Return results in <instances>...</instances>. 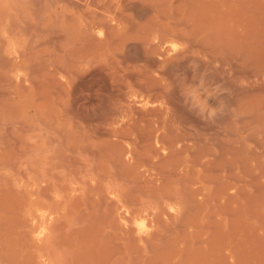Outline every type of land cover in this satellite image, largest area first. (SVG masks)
I'll return each mask as SVG.
<instances>
[{
	"label": "bare ground",
	"instance_id": "bare-ground-1",
	"mask_svg": "<svg viewBox=\"0 0 264 264\" xmlns=\"http://www.w3.org/2000/svg\"><path fill=\"white\" fill-rule=\"evenodd\" d=\"M172 1H177L179 6L178 1L185 0H168V7ZM185 3L187 9L181 13V18H177V15H180V10H176L178 6H173L174 8L171 6L172 12L164 10L165 19L170 21L155 25L150 33H148L150 30L147 33L145 31L144 44L157 50L154 41L160 34L162 37L156 44H163L164 47L173 44L174 39L186 40V44L192 41L193 44L190 45L196 48V52L204 54L203 56L210 62L221 61L222 63L218 65L222 66L225 63L233 67L234 64L230 62L238 60V57L232 56L228 51L231 48L235 51V44L250 43L252 14L255 9L253 0H187ZM31 4L35 5L34 12L39 19L42 9L38 7L39 5L36 6L38 3L33 0H0V96L5 99L6 105L0 106V264H254L253 261L256 259L254 252H257V256L264 255V222L257 223L254 220L248 209L247 196L250 195L242 193L241 187L239 192L236 187L235 183L240 181L239 173H244L243 169L234 173L231 167L234 163L226 164L228 167L224 163L219 166L217 164L218 161L224 160V156L234 153L233 147L228 144L222 150L216 146L204 149L199 154L193 152L188 155L186 151L194 148L197 139L189 140L188 133L185 135L175 132L183 121L178 124L175 122L177 118L171 117L170 109L175 111L172 107L176 106H173V102L168 104L173 101L170 92L168 96L166 95L170 101L167 99L164 107L154 106L149 109L152 101L148 100L149 105L145 102L148 105L147 110L141 108L142 102L134 98L139 93H134L133 98L124 95L126 98H122L123 103L119 101L120 104L114 112L110 108L111 112L108 110L110 114H106L105 109L103 114H106V117L111 116L107 118V125L111 128L107 126L109 129H105V132L100 130L102 127L100 123L106 119L105 115H99L100 117H97L99 120L92 115L94 118L91 119L92 116H85L84 109L79 112L82 109V106H79L77 115L83 112L82 115L76 116L75 112L70 116L72 114V109L68 107L70 84L78 77L79 72L65 70L63 67L62 76L60 66L54 64L53 58L46 57L44 46L51 38L45 37L41 25L29 21ZM95 21L78 26L75 45L86 48L107 44L101 42V39H96L101 29L94 26ZM109 28L112 29L109 26L106 29ZM67 30L69 31L68 28ZM109 35L108 33L106 36L109 38ZM141 36L139 38L142 40ZM218 36L226 38L224 47L228 49L231 46L225 56L222 55L223 50L221 52L216 48ZM220 42L223 46V41ZM58 43L54 42L57 45ZM54 44L52 43L53 47ZM148 45L147 49H150ZM186 47L189 48L188 45ZM58 48L60 47H56L60 51ZM179 52L181 54V51ZM187 54V50L181 54L182 59L173 55L176 59L183 60V55L186 58ZM160 55L169 57V53L163 50ZM189 56L190 54L188 58L194 59V56ZM196 58L195 61L202 60L200 57ZM184 61L187 60L180 63L183 65ZM49 68H53L52 71H49ZM76 68L75 66L73 69L78 70ZM165 70L161 73H165ZM169 73H165V76L170 75ZM94 75L93 77H96ZM66 76L67 80L62 81L63 85L65 84L63 86L57 79ZM140 76L143 80V75ZM83 79L79 81L82 82ZM169 79L170 76L167 80ZM154 80L153 78L152 81ZM157 83L158 80L154 81V86ZM123 84L125 87L126 83ZM144 87L143 85L141 89ZM158 87L152 89H155V92L159 90L160 93ZM36 88L45 93L41 97L44 96L43 101H47V105L37 103ZM114 88V91L117 90ZM137 88L141 90L139 86ZM74 90L76 92L75 88ZM78 91L80 92V89ZM121 91L116 92L120 94ZM74 92L72 91V94ZM125 92L127 91L123 93ZM115 94L114 98L119 95ZM191 94L189 96H192ZM150 95L152 100L158 99V96ZM77 100L80 99L77 97ZM188 100L192 105L191 97ZM88 103L83 104L87 107ZM153 103L158 105L157 101ZM198 104L200 106L202 103ZM196 110L197 108L194 111ZM205 111L204 117L206 114L211 115L209 114L211 110L209 113ZM198 114L201 112H197ZM92 121L97 122L100 127ZM171 129H174L175 136L170 135ZM159 130H168L170 133L167 134L170 136L162 135L164 138L161 134L160 136L158 134L161 138L154 136V132ZM154 137L157 141L160 139L159 144H163V139L168 137L163 145L166 143L168 149L178 145V153L183 152L187 155L176 158L174 156L176 150H173L175 153L169 150L171 153L165 151L166 155L172 153L174 155L167 158L164 154V158L168 160L171 158L172 163L170 161L166 163L167 159L162 161L164 158L160 160L158 153L147 149L148 144L152 143L149 141ZM122 140L130 141L137 148L141 144L139 147L141 150L138 149L140 150L138 152L136 148L123 149ZM185 141H192L191 145H185ZM239 149L240 147L237 150ZM141 168H144L143 171ZM145 173L147 178L143 177ZM143 221L148 222L145 223L148 227L144 226Z\"/></svg>",
	"mask_w": 264,
	"mask_h": 264
},
{
	"label": "rangeland",
	"instance_id": "rangeland-1",
	"mask_svg": "<svg viewBox=\"0 0 264 264\" xmlns=\"http://www.w3.org/2000/svg\"><path fill=\"white\" fill-rule=\"evenodd\" d=\"M33 1L36 4L38 3L36 6L39 5L38 7H40L42 9V12H41L42 14H41V17L39 19H37L36 13L34 12L35 5L31 4L30 9H29V14H28L29 15L28 16L29 21H31V23H37L38 25H41L43 32L45 33V37L47 36L46 37L47 39L51 38L50 42L48 40V43L45 44V46H44V52L46 54V57H51V59L53 58L54 64H56L57 66H60L59 67V70H61L60 74L64 71L63 67H65V70L69 69V71L79 72L78 77L76 79H74L72 84H70V86H71L70 87V95L68 98L69 99L68 100V107H70L72 109V114H70V116H72L75 112H76L75 113L76 116L82 115L83 112L80 115H77V114H79L78 108H77L79 106L80 107L82 106V109L79 112L83 111V109H84V111H85L84 113L87 114V115L85 114V116L90 115V117H91L93 115L94 117L97 118V117H100L101 115H105V118H106V119L104 118L105 120L100 118L101 120L105 121V122L103 121L102 123H100V125L102 127H100L99 124H96L97 122L92 121L93 124L98 125L100 127V130L105 132V129L106 130L109 129V128H107V126L110 127V125H107L108 124L107 118L109 119L111 117V116L106 117V114H110L109 113L110 110L111 111L113 110V112H114V110L116 109L118 104H120L119 101L120 102L123 101L122 98H126L127 96H131V98H133L134 93H136V94L139 93V95L138 96L135 95L134 98H135V100L142 102L141 104H143V105L140 106L141 108L143 107L144 110H147L148 105L150 104L148 102V100L150 102L152 101L151 104L149 105L150 106L149 109L154 108V106L156 108L158 106L164 107L163 104L168 99L167 94H169V92H170L171 94H169V95H171L170 97H172L171 99L173 101H171V102L167 101V102H168V104L173 102V106L174 105L176 106V107H172V110L175 109V111L174 110L171 111V109H170L171 106L168 105V107H170L169 109H170L171 117L175 118V119L177 118L178 122L176 120H175V122L178 124H180V122L183 121V124L181 122V126L177 127L175 132L176 133H179V132L185 133V135H186V133H188L189 136H187V137H189V140H192L193 138L197 139V142L194 144V148L190 149L189 151H186L188 153V155H189V153L191 154L193 152H196V154H199L204 149H210V148L216 147V146L218 147V149L220 147L223 150L225 147L228 146V144H230L233 147L232 150H234V151H232V152H234V153L233 154L231 153L230 155L224 156V160L218 161L217 164L219 166L220 164L224 163V165L228 167V165H226V164L234 163L233 164L234 166L231 165L234 173H238L242 169H243L242 171H244V173L246 172V174H244L243 172L239 173L241 176V179H240V181L235 183L236 187L238 190L241 187L240 190L241 191L243 190L242 193L246 192L247 195H250V196H247V198L249 197L248 198L249 199L248 209L253 214L254 220L257 223L258 222H264V155H263L264 153H262V152H264V138H263V136H264V0H253L255 9H254V13L252 14L253 15L252 35L250 38V43L248 45L246 43L244 44L241 42L238 45H236V44L234 45L235 51H233V48H231V46L229 48H231L232 50L231 49L229 50V48L227 49L226 47H224L225 42H226V38L225 37L222 38L221 36H218L216 48H217V50H219L221 52L223 50V52H222L223 56H225L224 54L228 50L231 52L232 51L238 52V53H233V52L231 53L228 51V53L232 54V56L236 55L238 57V60L230 62V64L233 63L235 65L234 66L232 64L233 67L231 65L229 66L228 64H225V63H223L224 65L222 64V66L218 65V64L222 63L221 61L220 62H210L206 56L205 57L203 56L204 54L200 55V53L196 52V48L193 45H190L191 43L193 44L192 41L188 42L189 44L188 43L186 44V40L181 41V39L179 38L178 40L174 39L175 42H173V40H172L173 44L171 43V44H169V46H166V47H164L163 44H158V43L156 44V42H158L159 39L162 37L161 34L156 36V39L154 41V44L157 47L156 48L157 50H153L152 47H149L148 44H147L148 48H150V49H147V45L144 44V43H146V41H144L145 40L144 34L147 33L148 30H150L148 33L152 32L155 28V25H157V24H163V23L165 24V23L169 22L170 20L165 19V14H166L165 11L168 10V12H172L173 8L178 6V3H176L177 1H172L170 3L169 7L167 6L168 0H141V1L137 0V2H136V0H94V1L91 0L92 2L89 0H82V1L81 0H70V1L69 0H64V1L63 0H40V1L39 0H33ZM185 1H187V0H185ZM185 1H183V2L178 1V2H180L179 6L182 5V7L178 6L179 9L178 8L176 9L177 11L180 10L179 11L180 15H177L178 16V17L176 16L177 18H179V17L181 18L182 17L181 13H183L185 11L184 9H187L186 3L184 4ZM65 2H68L69 4L68 3L65 4ZM71 2L73 5L71 4ZM99 2H100V4H99ZM171 6L172 7L174 6V7L172 8ZM99 8H100V10H99ZM141 8H142V10H141ZM160 10H161V12H160ZM87 12H89V13H87ZM159 12H160V14H159ZM157 14H159V15H157ZM97 15L100 18H98ZM123 15H124V17H123ZM161 15H162V17H161ZM88 16H91V17L88 18ZM94 17L97 19H95ZM158 17H160V19ZM125 18L127 19V21ZM88 19H89V21H88ZM93 19L98 21L97 22L98 25L95 21L96 25H94V26H96V27L99 26L97 28L101 29L100 34H98V37L96 36V39L97 40L101 39L100 41L104 42V43L106 42L107 43V44H105L106 47L102 46L100 44H98V45L95 44L96 46H93V47H86V48L81 47L80 48L78 45H75V43H74V39H76V34H77L76 31H78V26L80 24H84V23L85 24L91 23L92 21H94ZM98 19H100L101 21ZM67 20H69V21H67ZM80 20L83 21V23ZM72 22H74V23L72 24ZM105 23H107L109 27H112V29L114 28L115 30H112L111 28H109V30L106 29L108 26ZM127 23H129V24H127ZM65 27H67L69 29V31L67 30V28L65 29ZM75 27H77V28H75ZM64 29L66 30V32ZM72 31H74L73 34H72ZM104 31H105V34H104L105 37L104 38H107L105 40L103 38ZM112 31H115V32H112ZM48 32H50L51 34ZM62 32H63V34H62ZM107 32L110 34L109 38L107 37L108 36ZM53 36H55V38ZM58 36H59V39H58ZM61 36H63V37H61ZM66 36H69V37H66ZM140 36H141L142 40L139 38ZM60 37L62 38V40H60ZM117 37H118V39H116ZM128 37H129V39H128ZM65 38H67V39L65 40ZM126 38H127V40H126ZM55 39H57V40L55 41ZM57 41L59 42L58 45L60 44L59 46L57 44H54V42H57ZM220 41H223V46L221 45ZM45 43H46V40H45ZM52 43L54 44V47L55 46L60 47V48H58L60 51H58L56 49V47L54 48L52 46ZM62 44H64V46H62ZM171 45H173L174 48ZM187 45L189 48L186 47ZM171 47H172V49H170ZM98 49H99V51H101L100 53H99ZM104 49H105V51H104ZM151 49H152V51H150ZM49 50L51 53L50 55H49ZM61 50H63V52H61ZM102 50L105 54L102 53ZM162 50H163V52H168L169 57H167V58H165L164 56L162 57L160 55V53L162 54ZM171 50H174V51L172 52ZM184 50L185 51L187 50L188 54H187L186 58H184V55H183V60H187V61H184L186 64L184 63L182 65V63H180V61H183V60L176 59L175 57L183 54L185 52ZM140 51H143V52H140ZM175 51H177L178 53L176 52V54H175ZM179 51H181V54ZM221 52H219V54H221ZM81 53L83 55H85V54L86 55L83 56ZM141 53H142V55H141ZM87 54L88 55L91 54V56H88ZM173 54L176 56H174ZM189 54H190V56L191 55L194 56V59L188 58ZM230 54L228 56H230ZM74 56H75V58H73ZM92 56H94V57H92ZM195 56L200 57L202 60H199L198 57L196 58ZM78 57L80 58V60H77V59H79ZM82 57H83V59H82ZM86 57H87V59H85ZM88 57L90 58V61H89ZM246 57H247V59H246ZM195 58L198 60L195 61ZM107 59H108V61H106ZM180 59H182L181 56H180ZM69 60H72V61H69ZM92 60H94L93 63H92ZM241 60H243V61H241ZM77 61H79V62H77ZM80 61H82V62H80ZM169 61H171V62H169ZM178 61H179V63H178ZM193 61H195V62H193ZM207 61H209V63ZM68 62H71V64H68ZM203 63H205L206 66ZM113 65H115V66H113ZM75 66L77 67L76 69H78V70L73 69ZM127 66H129V67H127ZM94 67H95V69H94ZM113 67H114V72H113ZM168 67L171 70H169ZM230 67H232V68H230ZM142 68L145 70L146 73L144 72V70ZM172 68H173V70H172ZM52 69L53 68H51V69L49 68V71H52ZM174 69H176V70H174ZM84 70H85V73L87 71V73L89 75L87 73L85 75ZM88 70H89V72H88ZM162 70L163 71L165 70V73L170 72L169 73L170 75L167 74L165 76V73H163V72H162L163 74L161 73ZM92 71H93V73H92ZM141 71H142V73H141ZM114 73L119 74V75H117V74L116 75L119 76L120 78L117 77ZM93 75L96 77H93ZM140 75H143V77H144V78L142 77L143 80L140 79L141 78ZM103 76H104V78H103ZM112 76L114 78H112ZM122 76H123V78H122ZM169 76H170L171 80L170 79L167 80ZM124 77H125V81H124ZM60 78H62V77H60ZM92 78L93 79L95 78V79L93 80ZM118 78L120 79L119 81L117 80ZM146 78H147V81H145ZM153 78L155 79L154 81L158 80V83L155 86L156 87L159 86L157 89L161 90L160 93H158L159 90L156 89L158 92H155L154 91L155 89L154 90L152 89L153 87L156 88L154 86V81H152ZM58 79H57V81L59 83L61 82V84L63 85L62 81L65 82L67 80V76L62 78V79H59V80ZM81 79H83L82 80L83 83L81 81H79ZM114 79H116L118 82L115 81ZM85 80L88 83L85 82ZM137 80H139V81H137ZM165 80H167V81H165ZM97 82H99V83H97ZM123 82L126 83L125 87L122 86ZM85 83H87V84H85ZM136 83L137 84L139 83V84L135 85ZM81 84H83V85H81ZM120 84H121V86H119ZM142 84L145 86L144 89H146V91H144L143 88L141 89V87L143 86ZM155 84H156V82H155ZM79 85L83 86L84 88H86V87H88V88H86V90H85L84 88L82 89ZM98 85L101 88L97 87ZM113 85H115V86H113ZM131 85H135V86H131ZM63 86H65V84ZM137 86H139V89H141L140 91L137 90L138 89ZM114 87H116L117 90L114 91L113 90V89H115ZM135 87H136V89H135ZM74 88L76 89V92L78 94L76 92H74L75 91ZM121 88H123L124 90ZM147 88H149V89L147 90ZM79 89H80V92L78 91ZM183 89L185 90V93H183L184 92ZM87 90H89L91 92H89ZM121 90H123V92L127 91L128 94H127V92L123 93ZM72 91L74 92L73 93L74 95L72 94ZM116 91H118V92L121 91V93L119 94ZM143 91L146 92L145 95H144ZM35 92H36L35 97L37 99V103H42V104L47 105V101L46 102L43 101L44 96H42L43 98L41 97V95H44L45 93L43 91H41L40 89H37V88L35 89ZM109 92H111V93H109ZM115 92L117 94H119L120 97L122 95L121 98L118 97L119 95L116 96L117 98H120L119 100L115 99L116 97L114 98ZM140 92H143V93H140ZM40 93H43V94H40ZM182 93H183V95H182ZM84 94H85V96H83ZM117 94H115V95H117ZM150 94H152L153 96H155V95L158 96V99L154 98L152 100ZM190 94L193 96V99H192V96H189ZM0 95H1V93H0ZM143 95H144V97L141 98ZM147 95L150 97L148 98ZM153 96H152V98H153ZM163 96L164 97L166 96L165 97L166 99L163 98ZM40 97H41V99H40ZM73 97H75L76 100L78 97V99H80V100H77V102H76L75 98H73ZM79 97H81V98H79ZM190 97L192 100L191 101L192 105H191V103L189 104L190 100H188V99H190ZM1 98L2 97L0 96V106H2V105L6 106L4 104L5 99L4 98L1 99ZM87 99H88V101H86ZM114 99L116 100V102H114L115 101ZM168 100L170 101V99H168ZM193 100L196 101V103ZM155 101H157L158 105L153 103ZM184 101H186V103ZM87 102H89V103L87 104V107H86V105H84V104ZM145 102H148V105ZM193 102L195 103V105L198 104V102L202 103V104H200L201 107L199 106V104L195 106ZM75 103H76V105H75ZM80 103H81V105H80ZM108 104H111L113 106H109ZM152 104H155V105H152ZM83 105L85 106L84 108H83ZM88 105L90 106L89 108H88ZM193 105L195 106V108H197L196 111H194L195 108L193 107ZM104 107H106V108H104ZM205 107L208 109L206 110ZM198 108H199V110H198ZM105 109L108 113L106 112V114H103V113H105ZM73 110H75V111H73ZM210 110H211V113H209ZM203 111H205V113L208 111L207 113L211 114V115L206 114V116H205V117L209 116L208 117L209 119L208 118L206 119L204 117L205 114ZM89 112H91V113H89ZM172 112L174 113V115ZM197 112H201V114L197 115ZM111 115H112V113H111ZM93 116L91 117V119L94 118ZM198 117H200V119ZM203 117L206 119V121ZM208 120H209V122H207ZM175 122L173 119L174 128L176 127ZM206 122L209 125L206 124ZM153 126L156 127L157 124L156 125L153 124ZM183 126H184V128L182 129L181 127H183ZM206 127L209 130L208 129L206 130ZM178 128L181 130H179ZM169 129L170 128H168V130ZM184 129H186V130H184ZM168 130L167 131L159 130L158 132H154V136H157L158 138H161V137H159L160 134H161V136L162 135L163 136H165V135L166 136L167 135L168 136H170V135L175 136V133H173L174 129H171L170 135L167 134V133H170ZM158 134H159V136H158ZM163 136H162V138H164ZM231 136H232V138L234 137L233 138L234 140L232 138H230ZM167 138L163 139V140L167 141ZM151 140L152 141H149V140L148 141L152 142V143H149V144L146 143V145L148 144L147 149L152 151V152L158 153L160 160H162V158H164V156L166 155L167 152L171 153V151L169 152V150H172L173 153H175V151H173V150H176V155H174L173 153L170 154L172 156L174 155L176 158L177 157H185L187 155V153L184 154L183 152L178 153V150H177V149H179V148H177L178 145H177V147L175 146V147H172V149H168L169 147L166 143H165V145L167 147L165 145H163L164 141H162L163 144H161V143L159 144L158 142H161L160 139L157 141V138L154 137V138H151ZM244 141H246L247 143ZM121 142H122L121 146H123V149L127 150V149H135L136 148L135 150H137L138 152L141 150V148H139V147H141V144H139L138 148H137V146L132 145L130 143V141L128 142V141L122 140ZM156 142L159 146H157ZM191 142L185 141L184 144L188 146V145H191ZM248 142H250V143L248 144ZM256 143H257V145H256ZM253 144H255L256 146H259V147H256L255 145H254L255 146L254 147ZM164 146L166 147V150L164 149L165 148ZM251 146H252V148H251ZM239 147L241 150L240 149L237 150ZM138 149H140V150H138ZM155 150H157V151H155ZM235 150H237V152ZM165 151H166V153H165ZM250 151H252V152L255 151L256 154L254 152H253L254 153L253 154ZM177 153H178V156H177ZM260 153H262V155ZM250 154H251V156H250ZM257 154H259L260 156ZM170 155L167 154L166 155L167 158L170 157ZM166 159L164 158L162 161H165ZM170 160L172 161L171 158H170ZM170 160L167 159L166 163H169L168 161H170ZM124 161L127 162V160H124ZM173 163H174V160H173ZM141 169L143 171L144 168H141ZM247 172L250 173V175ZM143 177L147 178L148 177L147 173H145ZM146 178H144V179H146ZM249 180L250 181L252 180V181L249 182ZM253 180H255L256 182H254ZM245 182H247V184ZM248 183H250V184H248ZM251 183H252V185H251ZM248 185H250L252 187H250ZM193 187H195V186H193ZM240 190H239V192H240ZM235 191L236 190H234V192ZM228 192H230V191H228ZM146 222L143 221L142 223L145 224ZM147 224H148V222H147ZM144 226L148 227V225H146V224ZM254 256L256 257V259L254 258L255 260L253 261L254 264L255 263L256 264H259V263L264 264V255H262V256L258 255L257 256V252H254ZM258 261H259V263H257Z\"/></svg>",
	"mask_w": 264,
	"mask_h": 264
}]
</instances>
